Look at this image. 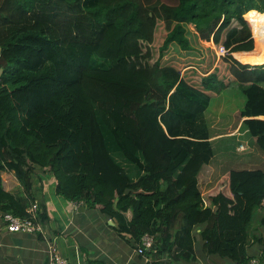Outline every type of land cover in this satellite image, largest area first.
<instances>
[{
  "label": "trees",
  "instance_id": "16d2710c",
  "mask_svg": "<svg viewBox=\"0 0 264 264\" xmlns=\"http://www.w3.org/2000/svg\"><path fill=\"white\" fill-rule=\"evenodd\" d=\"M247 20L257 33L264 0H0V213L29 216L46 169L57 195L100 208L132 246L154 236L153 264L194 260L199 226L205 254L249 264L264 169H230L204 195L205 112L233 83L264 155V49Z\"/></svg>",
  "mask_w": 264,
  "mask_h": 264
},
{
  "label": "crops",
  "instance_id": "0c3cea01",
  "mask_svg": "<svg viewBox=\"0 0 264 264\" xmlns=\"http://www.w3.org/2000/svg\"><path fill=\"white\" fill-rule=\"evenodd\" d=\"M244 119L241 118V122ZM232 132L230 130V133ZM210 135V139L213 141L214 135ZM251 157L253 158V156ZM253 160L254 158L244 159L243 164L249 166L240 169H254L250 168ZM212 161L211 175L206 188L216 182V170ZM1 174L4 188L7 191L22 192L23 184L17 179L14 172L3 171ZM32 179L35 195L32 204L38 202L41 210L46 212V220L43 221L46 238L40 233L9 232L0 217V264H48L49 241L54 244L55 250L69 261V264L154 263L153 255L140 254L137 247L131 245L129 234H120L117 231L118 221L116 219L110 218L100 208L89 209L86 205L68 201L57 195L55 191L56 179L46 169L37 170ZM206 202L208 205L210 204L208 198ZM81 206L83 209L80 208ZM258 208L260 209L258 212L259 221L257 220L254 226L253 223L249 226L248 252L251 259L257 258L264 264V226L262 225L264 201ZM258 222L263 227V233L260 236H257L253 231L259 228ZM202 229L203 226L195 229L196 257L194 260L188 261L182 258L174 261L164 255L159 264H236L227 258H215L217 255L205 254L203 240L200 236ZM212 257L214 259H211Z\"/></svg>",
  "mask_w": 264,
  "mask_h": 264
},
{
  "label": "rangeland",
  "instance_id": "374dc122",
  "mask_svg": "<svg viewBox=\"0 0 264 264\" xmlns=\"http://www.w3.org/2000/svg\"><path fill=\"white\" fill-rule=\"evenodd\" d=\"M191 27L194 28V25H191ZM256 32L257 33H255V31L253 32L251 27V34L254 38V47L252 50L256 48L257 52H263L264 23L258 24ZM205 43L213 46V42ZM245 101L246 97L241 91L239 85L237 83H233L229 87L223 89L217 97H214L212 99L205 112V122L207 123V129L210 134L216 136V138H214L213 136L212 141L215 151V156L213 158L212 164L214 169L216 170V182L220 177L224 175L225 172L230 169H240L242 167H248L249 165L243 164L244 159L254 158V163L252 162L250 168L264 169V155L257 147L255 138L249 134V132L243 126V122H241L240 112L244 107ZM230 130H232L233 132L230 133ZM242 144L246 146V150H240V146ZM251 156H253V158ZM210 187L212 186L209 185V187L205 189L206 199L207 189H209ZM259 210L260 209L258 208L254 212V217L251 222V224L253 223V226L257 223V220L259 218ZM260 213L262 214V212ZM258 225L259 228H256L253 231L255 234H257V236H260L263 233V227L261 226L260 222H258ZM219 257L220 256L217 255V257L215 258ZM211 259H214V257H212Z\"/></svg>",
  "mask_w": 264,
  "mask_h": 264
},
{
  "label": "built area",
  "instance_id": "2783aa9c",
  "mask_svg": "<svg viewBox=\"0 0 264 264\" xmlns=\"http://www.w3.org/2000/svg\"><path fill=\"white\" fill-rule=\"evenodd\" d=\"M227 49L225 47H221L219 49V54H226ZM246 146L242 144L240 146V150H246ZM29 216L27 217H20L18 215L13 214L12 212H4L0 213L1 219L6 224V229L9 232H27V233H40L45 238V228L44 223L41 220L40 213L42 212L38 202H34L28 209ZM49 243V250H48V264H69V261L59 254L55 248L54 244ZM155 243L154 236L150 234H145L142 237L141 244L137 247V251L140 254H145L147 249L150 250L153 248ZM250 264H262L260 260L257 258H252L250 260Z\"/></svg>",
  "mask_w": 264,
  "mask_h": 264
},
{
  "label": "water",
  "instance_id": "95a60500",
  "mask_svg": "<svg viewBox=\"0 0 264 264\" xmlns=\"http://www.w3.org/2000/svg\"><path fill=\"white\" fill-rule=\"evenodd\" d=\"M0 55H1V49H0ZM2 69H0V74L2 73ZM81 209H83V206L80 207Z\"/></svg>",
  "mask_w": 264,
  "mask_h": 264
},
{
  "label": "bare ground",
  "instance_id": "6f19581e",
  "mask_svg": "<svg viewBox=\"0 0 264 264\" xmlns=\"http://www.w3.org/2000/svg\"><path fill=\"white\" fill-rule=\"evenodd\" d=\"M264 119V118H263Z\"/></svg>",
  "mask_w": 264,
  "mask_h": 264
}]
</instances>
